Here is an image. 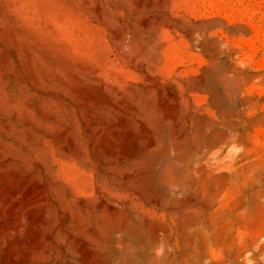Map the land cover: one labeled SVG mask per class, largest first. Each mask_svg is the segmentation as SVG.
Wrapping results in <instances>:
<instances>
[{"label":"rangeland","instance_id":"obj_1","mask_svg":"<svg viewBox=\"0 0 264 264\" xmlns=\"http://www.w3.org/2000/svg\"><path fill=\"white\" fill-rule=\"evenodd\" d=\"M27 189L19 264H264V0H0V222Z\"/></svg>","mask_w":264,"mask_h":264},{"label":"bare ground","instance_id":"obj_2","mask_svg":"<svg viewBox=\"0 0 264 264\" xmlns=\"http://www.w3.org/2000/svg\"><path fill=\"white\" fill-rule=\"evenodd\" d=\"M37 182V181H36ZM39 182V181H38ZM40 183V182H39ZM32 184V183H31ZM29 185V184H28ZM34 185V184H33ZM30 186V185H29ZM32 186V185H31ZM30 186V187H31ZM35 186V185H34ZM40 186V185H39ZM28 187V186H27ZM29 187V188H30ZM26 188V187H25ZM24 188V190H25ZM33 187H31L32 189ZM35 188V187H34ZM33 188V189H34ZM38 186L35 188L37 189ZM42 189V188H41ZM30 189H27V192L25 193V197L24 198V202H23V206L24 203L25 208L27 206V210H25L24 214L27 217V225L25 227V235L23 236L22 240H19V237L17 239L16 234H18V231L21 227V220H20V215L17 212V209L19 208V206H12L10 208V212L11 216L13 218L12 221L9 222H4L1 221L0 222V228H3L5 231L9 230L10 232H6V233H10L13 237L9 238V239H4V242H0V245L2 244L4 247V251H5V256L7 258V262L8 264H19L20 262H22V260L24 259V256H22L23 251L28 249V248H33L37 245H39L41 243V236H39L37 232H35L34 230V225L41 220V218L43 217V213L38 211V207H35V204L33 201H36L35 198L37 197L36 194H33V192H31L32 190L28 191ZM34 191V190H33ZM35 193V192H34ZM38 193V192H37ZM40 193V192H39ZM42 193V192H41ZM44 194V193H43ZM22 195V196H23ZM39 195V194H38ZM36 196V197H35ZM40 197V195H39ZM44 197V195L42 196ZM22 199V198H21ZM20 199V201H21ZM34 199V200H33ZM42 198L40 197V200ZM46 199V198H45ZM23 201V200H22ZM44 201V200H42ZM41 201V202H42ZM37 202V201H36ZM39 202V201H38ZM22 204V203H21ZM14 205V204H13ZM20 205V204H18ZM24 208V209H25ZM21 209V208H20ZM41 209V208H40ZM22 210V209H21ZM43 210V209H42ZM41 210V211H42ZM21 215V216H22ZM8 216V215H7ZM24 216V217H25ZM10 217V215H9ZM2 219V218H1ZM23 219V218H22ZM26 219V218H25ZM10 220V219H9ZM24 220V219H23ZM23 225V224H22ZM24 227V226H23ZM22 231V229H21ZM5 233V234H6ZM9 235V234H8ZM10 236V235H9ZM1 245V246H2Z\"/></svg>","mask_w":264,"mask_h":264}]
</instances>
